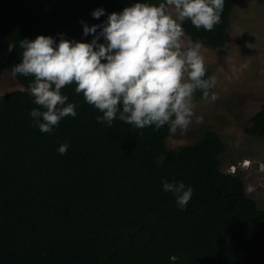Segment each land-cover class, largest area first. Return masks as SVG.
Here are the masks:
<instances>
[{"label": "trees", "instance_id": "1", "mask_svg": "<svg viewBox=\"0 0 264 264\" xmlns=\"http://www.w3.org/2000/svg\"><path fill=\"white\" fill-rule=\"evenodd\" d=\"M264 3V0H257ZM168 0H0V264H264V208L212 129L176 148L173 107L114 79ZM181 27L222 49L235 0H177ZM75 42L81 62L52 70ZM208 66L189 91L207 98ZM246 133L264 138V104Z\"/></svg>", "mask_w": 264, "mask_h": 264}, {"label": "rangeland", "instance_id": "2", "mask_svg": "<svg viewBox=\"0 0 264 264\" xmlns=\"http://www.w3.org/2000/svg\"><path fill=\"white\" fill-rule=\"evenodd\" d=\"M81 60L79 46L69 42L57 46L47 64L61 71ZM196 66L213 72L214 86L205 99L188 89ZM113 77L132 92L174 108L177 123L167 139L169 148L193 143L206 128L227 141L222 170L238 172L264 208V138L246 133L264 104V3L235 0L228 41L218 49L186 35L177 0H168L156 30L129 46ZM17 89L23 86L0 69V97Z\"/></svg>", "mask_w": 264, "mask_h": 264}]
</instances>
